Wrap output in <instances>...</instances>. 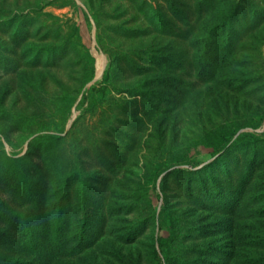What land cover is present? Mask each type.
<instances>
[{"label":"rangeland","instance_id":"rangeland-1","mask_svg":"<svg viewBox=\"0 0 264 264\" xmlns=\"http://www.w3.org/2000/svg\"><path fill=\"white\" fill-rule=\"evenodd\" d=\"M90 87L97 105L76 120ZM228 131L253 142L215 156L200 144ZM10 158L31 177L45 165L68 225L53 232L48 209L1 187L0 233L15 242L0 264H153L154 249L163 264H264V0H0V175ZM164 206L168 252L153 225ZM25 220L45 248L8 232Z\"/></svg>","mask_w":264,"mask_h":264},{"label":"trees","instance_id":"trees-1","mask_svg":"<svg viewBox=\"0 0 264 264\" xmlns=\"http://www.w3.org/2000/svg\"><path fill=\"white\" fill-rule=\"evenodd\" d=\"M93 69L91 68L88 71L87 74V82L91 81L92 78ZM102 89L96 88V87H90L81 101L76 105V112H78L76 120L80 119L82 116H84L87 113H91L98 102V93L100 94ZM235 133L233 131H228L224 133H217L213 134L211 136H205L200 140V144L205 148H210L213 151V156L215 155H223L224 152L231 146H239L241 144H247L252 143L253 141L246 136L236 137ZM40 139H37L35 141H38V143L34 144L32 148H30L26 152V161L30 162L31 157L37 156L38 158L41 157V155L38 154L39 149L45 148L49 143L52 144V142H56L61 140V136L59 134L57 135H43L39 137ZM38 149V150H37ZM23 157V158H25ZM232 158V156H229ZM23 158H20V161H24ZM191 158L190 154L188 152L171 157L168 161L162 163L160 167L162 168V171L169 170L172 166H178L183 163H186L187 160ZM18 159H9V162L4 164L5 168L4 171H2V174L0 175V188H4L3 190L6 192H10L13 195H18L22 203H29L33 204L36 203V206L38 207V212H46L48 209L46 216H49L50 222H52V230L53 232H57L58 234H63V228H65L68 225V198L66 199V192L61 195V197L53 202L51 205L48 204V185L47 182L49 181L50 175L48 170H46L45 165L42 166V168H39L36 170L35 173H33L34 176H30V170L32 166V163L30 166L27 165L26 162H23L20 165H17L15 167L10 166L12 162L16 161ZM216 162V160H215ZM11 163V164H10ZM25 163V166L23 169H21L22 165ZM212 165V164H211ZM211 165L207 167L210 168ZM19 169V170H17ZM199 170H189L186 172H189L193 175L197 174ZM25 172V174H23ZM182 172V171H179ZM206 177H202L203 182H205ZM213 182H219L215 179H212ZM245 179H241L242 185L244 184ZM206 183V182H205ZM203 184V183H202ZM205 185V184H204ZM68 185L64 186V190L66 189ZM41 188V191H40ZM235 194V190L232 191V195ZM232 203H227V208H230ZM44 210V211H43ZM87 210V209H86ZM87 217L89 216L88 210L85 214ZM86 217V218H87ZM100 217V215H98ZM85 218V225H81L79 228V236L83 238V236L88 233L87 227V220ZM47 219V218H45ZM90 220V219H89ZM20 225L17 227V224L10 229L8 232L10 234L14 231H17L16 229L21 228V238L20 242H22L24 245H28L29 247H36V246H43L45 244L44 239L47 236V233L42 230H37L30 221H19ZM65 223V226H64ZM154 228L156 230L157 236H156V243L160 249H162L164 252L169 251L170 243L175 238V230H174V223H173V215L169 208L162 207L160 211L154 215ZM93 229L95 227H89V233H94ZM166 233V235H163V233ZM162 233V234H161ZM36 235H39L40 239L36 240ZM82 241V239H80ZM93 241V240H91ZM15 242L11 238L9 234H2L0 233V244L3 245H9L10 243ZM30 244V245H29ZM46 246V245H45ZM44 247V246H43ZM45 248V247H44ZM45 251V250H44ZM19 263V262H18ZM153 264H163V261L160 259L156 249L153 251Z\"/></svg>","mask_w":264,"mask_h":264}]
</instances>
